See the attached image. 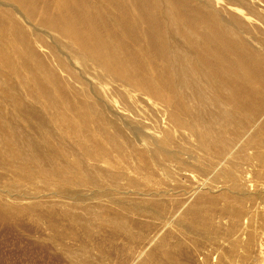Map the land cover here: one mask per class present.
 I'll return each instance as SVG.
<instances>
[{"label": "rangeland", "instance_id": "1", "mask_svg": "<svg viewBox=\"0 0 264 264\" xmlns=\"http://www.w3.org/2000/svg\"><path fill=\"white\" fill-rule=\"evenodd\" d=\"M61 1L0 0V136L5 141L0 142V210L4 217L0 219V264H264V192L258 189L250 199L222 190L231 185L246 193L247 185L242 184L250 182L239 176L247 168L250 178L264 184V99L249 100L255 106V109H248L251 118L239 121L230 117L229 125L220 127L222 149L215 151L214 157L205 156L218 162L227 153L224 158L232 163L206 164L209 165L208 172L202 181L211 191L207 188L200 194L193 191L196 186L193 177H183L182 172L172 177L174 182H170L169 193L165 194L167 188L157 183V175L150 171L148 176L140 174L138 177L134 173L136 163L141 169L146 165L144 158H148L152 170V161L162 162L163 156L153 154L141 158L134 152L130 154L131 148L127 149L128 144L124 143V139L129 141L125 131L117 132L120 127L116 122L111 125L104 122L105 118L114 121L116 118L109 107L111 100L103 94L98 83V80L107 83L109 94L118 87L125 92L112 80L117 77H114L115 61L112 72L107 75L98 64L105 59L100 38H105L113 48L126 50L127 55L133 54L132 66L138 64L139 69L144 70L141 74L147 76L169 73L172 64H167L165 54L154 49L157 40L165 39L172 50L179 52L175 55V65L184 64L186 78L183 77L191 85L185 86L184 92L178 86L171 89L165 84V97L163 102L160 100L163 106L157 109L166 115L180 114L178 117L185 123L195 124L189 112H192L193 102L194 105L200 102L206 121L202 139L212 148L217 133V111L207 90L211 84L220 90L224 85L218 74L211 71L219 66L213 60V53L225 51V42L236 43L252 53L260 50L264 43V0H74L77 7L73 11L79 19L86 21L90 14L97 20L98 33L101 32L100 38L88 42V52L92 54L88 59L83 57L85 52L77 47L73 36L70 38L57 24L52 25L42 18V12L47 8L50 17L61 19V25L71 24L73 21L67 20L72 18L73 11L65 9ZM17 8L25 17L19 15ZM191 10L194 15L190 14ZM201 18H211L215 28L200 21ZM229 46L232 52L239 53L237 47ZM79 53L82 58L77 60ZM194 56L197 61L200 59L198 63ZM128 63H131L129 59ZM39 66L54 70L60 82H55L47 73L38 72ZM75 69L78 73L72 74ZM45 82L51 94L41 92ZM194 91L207 95L195 102ZM92 96L98 101H101L98 97H103L107 103L93 100ZM124 96L128 97L123 93L121 98ZM260 97H264V82ZM149 114L152 116L151 112ZM167 122L166 119L165 124ZM165 124L161 122V125ZM256 131L261 145L254 149L248 145L242 149L245 138ZM194 139L181 136L177 144L173 143L176 147L166 152L165 159L192 162V156L199 150L197 143L193 144ZM227 169L232 172L229 177L224 173ZM88 170L92 171L90 177L96 183L91 182ZM140 190L143 195L138 193ZM150 191L157 194H147ZM209 196L216 197V207H200L203 201L207 206ZM96 197L106 200L112 219H106L99 210H95L94 215L81 210L85 203H93ZM74 205H79V210H75ZM163 212H168L167 221ZM74 214L88 218V222L93 218L91 221L98 225L97 228L89 226L91 221L84 226L80 224L83 222H75ZM198 216L215 217L208 221L214 226H199ZM245 217H251L252 225L246 231L249 237L254 236V240L246 245L234 244V237L229 238L232 225ZM120 219L124 221L121 223ZM85 226L92 231L90 234L85 235ZM75 233L77 236H73ZM82 244L88 254L77 251ZM70 251L81 255L79 261L73 263L70 260Z\"/></svg>", "mask_w": 264, "mask_h": 264}, {"label": "bare ground", "instance_id": "2", "mask_svg": "<svg viewBox=\"0 0 264 264\" xmlns=\"http://www.w3.org/2000/svg\"><path fill=\"white\" fill-rule=\"evenodd\" d=\"M34 1V0H33ZM151 1V0H150ZM137 2V1H136ZM139 2V1H138ZM135 3V2H134ZM143 3V2H142ZM141 3V4H142ZM33 4V3H31ZM61 4L65 6V9L67 7V9L69 10H74L75 4H74V0H62ZM144 4V3H143ZM146 4V3H145ZM153 4V3H152ZM152 10V6H150L149 4H147ZM50 6V4H49ZM137 6V5H136ZM44 7V6H43ZM56 7V6H55ZM47 8H45V10L42 12V18H45L47 20V22L51 23L52 25H58V27H60V29L62 30V32L67 33L70 35V38L73 36L75 38V43H77V47H81L82 51H84L85 53L83 54V57L85 59L90 58V56H92V54H90L89 51V47L87 46L89 43L88 42H92V41H96L97 38H100L101 35L100 33H98L97 28H96V24H97V20L91 16L90 14H88L87 19H85L86 21H82L79 19V17L77 16V13H74L73 11V15L72 18L70 20H66L69 21H73L71 24H67L65 23V25H61L60 21L61 19L56 17H50L49 11L46 10ZM51 9V8H50ZM139 9V8H138ZM157 9V8H156ZM43 10V9H42ZM54 10V9H53ZM51 10V11H53ZM60 10V9H58ZM62 10V9H61ZM78 10V9H77ZM19 11V15L22 17H25V15ZM41 11V10H40ZM57 11V9H56ZM141 12V11H140ZM162 12V10H161ZM55 13V11H54ZM64 13V11H63ZM88 13V12H87ZM169 13V12H168ZM188 13V12H187ZM192 13V10L190 12V14ZM38 14V13H37ZM41 14V13H40ZM152 14V13H151ZM162 14V13H161ZM200 14V13H198ZM68 14H66L67 16ZM141 15V14H140ZM178 15V14H177ZM194 15V14H191ZM207 15V14H206ZM40 16V15H39ZM63 16V14H62ZM86 16V15H85ZM160 16V15H159ZM184 16V14H183ZM196 16V15H195ZM162 17V16H161ZM165 17V15H164ZM180 17V16H179ZM194 17V16H193ZM199 18V15L197 16ZM151 18V17H150ZM181 18V17H180ZM197 18V19H198ZM39 19V18H38ZM194 19H196L194 17ZM200 19V18H199ZM155 20V19H154ZM204 21L205 24H207L210 28L214 29L215 25L213 23V21L211 20V18L209 19H205L204 18L200 21ZM198 21V20H197ZM42 22V21H41ZM158 22V21H157ZM182 22V21H181ZM180 22V23H181ZM166 23V22H165ZM184 23V22H182ZM199 23V22H198ZM201 23V22H200ZM202 24V23H201ZM160 25V24H159ZM158 25V26H159ZM170 24H167V26H169ZM182 25V24H181ZM179 26V25H178ZM183 26V25H182ZM207 26V28H208ZM52 27V26H50ZM54 27V26H53ZM181 27V26H180ZM166 29V28H165ZM178 29V28H177ZM181 29V28H179ZM163 30V28H162ZM182 30V29H181ZM217 30V29H216ZM155 31V30H154ZM161 31V30H160ZM180 31V30H178ZM205 31V30H204ZM162 32V31H161ZM181 32V31H180ZM184 32V31H183ZM182 32V33H183ZM167 33V32H166ZM194 32H192L193 35ZM205 33V32H204ZM62 34V33H61ZM189 35V32L187 33ZM216 34H218V32L216 31ZM155 35V34H153ZM166 35V34H165ZM185 35V33H184ZM199 35V34H198ZM215 35V34H214ZM100 36V37H99ZM104 36V35H103ZM202 36V35H201ZM151 37V36H150ZM153 37V36H152ZM186 37V36H185ZM195 37V36H194ZM212 37V35H211ZM160 38V36H159ZM206 38V37H205ZM214 38V37H213ZM102 40L101 46L103 48V52L105 59L103 60V62L101 61L100 64L103 67V71L106 73H111L112 72V63L116 64V74L114 75L117 76L115 78H112L113 82H117L121 88H123V90L125 92H122L119 87L115 89L114 91H111V94L108 93L107 90V83H104L103 81L101 82V80H98L99 82V86L102 87L100 89H102L103 94H107V97L111 100V105L109 104L110 109L113 110V113L115 115L116 120L114 121L112 118H105L104 122L107 125H111L114 122H116L119 125V129H117V132L120 133V131H125L127 138L129 139V141H126V139H124V143L128 146L130 149V154L132 155V152H134L137 155H140L141 158L145 157V155H160L163 156V158L161 159L162 162H157V161H152L153 163V167L151 170V166H150V161H147L148 158H144L147 159L146 160V165L143 166V169H141L140 167H138V163H136L135 167H134V173L137 174V176L139 177L140 174H144L142 176H148L150 174V171L157 175V183L163 185L164 187L167 188V191H165V194L169 193V189L168 187L170 186V182H172V177L173 176H177L179 173L183 172V177L192 179L191 177H193V183L196 185L193 187V191L195 192H199L206 188L211 191V189H209V187L205 186V183L202 181L203 177L207 174L206 172H208V167L209 165L206 166L207 163L210 164H217L219 162H223V164H229L232 163L229 159H225L224 156L226 157L225 153L222 156V160L218 161V162H213L211 161L208 157L205 156V154L209 155V156H213L214 157V153L215 151H218L220 149H222L223 147V139L220 133V127L223 126V124L229 125L230 123V117H233V119L239 120V121H245L250 117V113L248 111L249 108L251 109H255L254 105H251L249 103L250 99L253 98H257V99H261L263 100L264 97H260V94H262V85L264 82V43L262 44L261 48L259 51H253L252 52H248L247 48L243 49L240 48L236 43H228L225 42V45L227 47V49L222 51V52H214L213 53V60H216L218 65L216 68L212 69L211 71L218 74L220 80H222V83H224V85H222L221 90L220 88L215 89L214 86L215 85H210V88L213 89L212 92L209 91V86H208V95H210V100H212V102L215 104L216 107V111H217V121H216V125H217V133L213 139L212 142V148H209L206 143L203 141L202 139V128L205 124V118L202 115V111L201 108L199 107V103H197L196 105H194L193 102V106H191L192 112H189L191 115V117L194 118L195 124L193 123H185L183 121L182 118H179L178 116H174L173 114L170 115H166L164 113H162L161 111H159L157 108L158 106L160 107L163 106L162 103L160 102V100L162 101V99L165 97L163 94V88L166 84L167 88H173V86L175 88H177L176 86L180 87L179 90L184 91V87L185 86H190L191 82L188 81V79H184L183 76H185V66L182 62H179L175 65V63L177 62V57L175 55H177V50H172L171 46L169 47L168 42H166V40L162 39V40H157L156 45H154V49L156 50L157 53H161V54H165V59L167 60L166 63L167 64H172L171 68L169 70L168 74H161V75H154V76H147V75H143L141 74V70L143 69H139L138 64L136 66H132L134 64L135 61V56L133 54H126V50L123 51L122 49L119 48H113L108 42H106L104 39L105 38H100ZM154 39V37H153ZM152 39V40H153ZM156 39V36H155ZM188 39H190L188 37ZM193 39V38H191ZM190 39V40H191ZM197 39V37H196ZM199 39V38H198ZM197 39V40H198ZM204 39V37H203ZM242 39V38H241ZM240 39V40H241ZM187 40V39H186ZM243 40V39H242ZM189 41V40H188ZM187 41V42H188ZM194 41V40H193ZM192 41V42H193ZM207 41V40H206ZM154 42V41H153ZM199 42V41H198ZM219 42V41H218ZM74 43V40H73ZM200 43V42H199ZM209 43V42H208ZM223 43V42H222ZM229 44H232L233 46L237 47V49H239V53L238 52H232L231 48L229 46ZM122 45L124 46V44L122 43ZM197 45V43H196ZM200 45V44H199ZM203 46H205L204 44H202ZM75 46V45H74ZM195 46V45H194ZM210 46V45H209ZM64 47V46H63ZM125 47V46H124ZM191 47V46H190ZM202 47V46H201ZM179 47H177L178 49ZM206 48V46H205ZM212 48V47H210ZM223 48V46L221 47ZM195 49V48H194ZM199 49V48H198ZM209 49V48H208ZM78 50V49H77ZM186 50V49H185ZM192 50V49H191ZM196 50V49H195ZM192 50V51H195ZM242 50V51H241ZM257 50V49H256ZM80 51V50H79ZM133 51V50H132ZM182 51V50H181ZM191 51V52H192ZM209 51V50H208ZM211 51V50H210ZM54 52V51H53ZM52 52V54H53ZM75 52V51H74ZM188 52V51H186ZM190 52V53H191ZM78 53V52H77ZM189 53V54H190ZM193 53V52H192ZM195 53V52H194ZM188 54V56H189ZM54 55V54H53ZM184 55V54H183ZM194 55V54H193ZM55 56V55H54ZM75 56V55H74ZM185 56V55H184ZM183 56V57H184ZM197 56V53H196ZM56 57V56H55ZM59 57V56H58ZM68 57V56H67ZM77 57V55H76ZM192 57V56H190ZM199 58H201L200 56H198ZM69 58V57H68ZM82 56L79 53L78 55V59H81ZM195 60L196 57L194 56ZM66 59V58H63ZM76 59V58H75ZM128 59L130 60L131 63H128ZM184 59V58H183ZM207 59V58H205ZM61 61H65L60 59ZM74 60V59H73ZM202 60V59H201ZM204 60V59H203ZM148 62L150 60H147ZM194 61V60H193ZM192 61V62H193ZM197 61V60H196ZM200 61V59H199ZM197 61V63L199 62ZM205 61V60H204ZM68 62V61H65ZM171 62V63H170ZM184 62H188L187 60L184 59ZM187 63V67L189 68ZM205 64V62H204ZM208 64V63H207ZM213 64V63H212ZM36 65V64H35ZM203 65V64H202ZM37 66V65H36ZM114 66V65H113ZM198 67H200L202 69V66L197 65ZM115 67V66H114ZM205 67V65H204ZM203 67V68H204ZM38 68V67H36ZM40 68V69H39ZM39 70L38 72L41 73V71L45 74L47 73L48 75L51 76V79L53 78V80L55 82H60L59 81V76L58 74L55 73L54 70L52 69H48L45 66H39ZM95 68V67H94ZM146 68V67H145ZM207 68V67H206ZM37 69V70H38ZM87 69V68H86ZM162 70V69H161ZM207 70V69H206ZM209 70V68H208ZM152 71V70H151ZM37 72V73H38ZM159 72V71H158ZM73 73H78L77 70H72V74ZM144 73V70L143 72ZM150 73V72H149ZM167 73V72H166ZM39 74V73H38ZM40 75V74H39ZM167 75V77L163 78L162 76ZM215 75V74H214ZM46 76V75H45ZM206 76V75H204ZM211 76V75H210ZM59 77V78H58ZM85 77V76H84ZM207 77V76H206ZM209 77V76H208ZM216 77V76H215ZM37 78V77H36ZM89 78V77H88ZM91 78V77H90ZM98 78V77H97ZM186 78V76H185ZM213 78V77H212ZM45 79V78H44ZM111 79V78H110ZM202 79V78H200ZM208 79V78H207ZM217 79V78H216ZM203 80V79H202ZM90 81V80H88ZM203 82V81H202ZM214 82V81H213ZM90 83V82H89ZM110 83V82H109ZM201 83V82H199ZM220 84V82L218 83ZM89 85V84H88ZM114 85V84H112ZM95 86V85H93ZM92 86V88H93ZM197 86V85H196ZM221 86V85H220ZM96 87V86H95ZM115 87V86H114ZM200 87V86H199ZM204 87V86H203ZM207 87V86H206ZM217 87V86H216ZM224 87V89H223ZM191 88V87H190ZM94 89V88H93ZM198 89V88H196ZM200 89V88H199ZM168 90V89H167ZM170 91V90H169ZM198 91V90H197ZM201 91V90H200ZM41 92L44 93H50V89H48V87L46 86V82L45 84H43V87L41 89ZM185 92V91H184ZM93 93V92H92ZM94 93H96V91H94ZM127 94L128 97L126 98L125 96L123 98H121L122 94ZM180 93V92H179ZM183 93V92H182ZM101 93V95H103ZM171 94V93H170ZM206 94L204 92L198 94L197 92H193V96H194V100L196 101H201V97ZM87 95L89 97L90 94L87 91ZM172 95V94H171ZM170 95V96H171ZM187 95V93H186ZM190 95V94H188ZM199 97H198V96ZM207 95V94H206ZM106 96V95H105ZM93 97V96H92ZM167 97V96H166ZM178 97V96H177ZM189 97V96H188ZM53 98V97H52ZM176 98V97H175ZM186 98V97H185ZM99 100L101 101H105L107 103V101L103 98V97H98ZM108 99V100H109ZM56 100V99H55ZM93 100H97L96 98ZM54 101V99H53ZM59 101V100H58ZM98 101V100H97ZM98 101V102H101ZM165 101V100H164ZM175 101V99L173 100ZM179 101V100H178ZM182 101V100H181ZM96 102V101H95ZM109 102V101H108ZM163 102V101H162ZM121 103L123 105H121ZM181 103V102H180ZM172 104V103H171ZM176 104H178L176 102ZM182 104V103H181ZM100 105V104H99ZM169 105V104H168ZM180 105V104H179ZM183 105L185 106V104L183 103ZM190 105V104H189ZM202 105V104H201ZM247 105V106H246ZM117 106L115 109L113 107ZM167 106V103H166ZM171 106V105H170ZM169 106V107H170ZM175 106V105H174ZM260 106V105H259ZM168 107V106H167ZM157 109V110H156ZM174 110V109H173ZM121 111V112H120ZM186 111V110H185ZM258 111V110H257ZM149 112H151L152 116H149ZM188 112V111H187ZM162 113V115L160 116L159 114ZM258 113V112H257ZM98 117V116H97ZM96 117V118H97ZM94 118V117H91ZM82 119V118H81ZM167 119V124H165V120ZM96 120V119H95ZM85 121V119H84ZM163 121V123L165 124L164 126L161 125V122ZM97 122V121H96ZM103 122V123H104ZM111 122V123H110ZM86 123V122H85ZM100 123V122H99ZM262 123V121H261ZM189 125V126H188ZM194 125V126H193ZM261 125V124H260ZM98 126V125H97ZM110 128V127H109ZM111 129V128H110ZM113 129V128H112ZM104 132V131H103ZM7 135V134H6ZM253 135V136H252ZM181 136H185V137H194V141L193 144L196 142L197 143V148L199 149L198 151L195 152V155L192 156V162H188L186 160L183 161H177L175 159H168L166 160L164 157V155L166 154V152L169 149H174L176 146H174L177 141L180 139ZM7 137V136H6ZM110 138V137H109ZM113 138V137H112ZM9 141V137L7 138ZM122 141V140H121ZM0 142L3 144L5 141L1 140V136H0ZM10 143V142H9ZM123 143V144H124ZM262 141L261 138L258 137L257 131L255 134H250L248 135L243 144H242V149L247 147L248 145H251V147L254 148H258L261 145ZM173 144V145H172ZM10 145V144H9ZM261 149V147H260ZM250 150V149H248ZM252 150V149H251ZM232 154V152L230 153ZM229 154V155H230ZM249 154V151H248ZM253 155V154H252ZM125 156V155H124ZM135 156V155H134ZM241 156V154L239 155ZM123 157V156H121ZM132 157V156H131ZM138 157V156H137ZM136 157V161L137 160ZM190 156L188 155V158ZM245 157V156H244ZM126 158V157H125ZM130 158V157H129ZM128 158V159H129ZM139 158V157H138ZM225 160H224V159ZM246 159V158H245ZM120 160V159H119ZM130 161L132 159H129ZM128 160V161H129ZM142 160V159H141ZM248 161V159H246ZM134 161V160H132ZM131 161V162H132ZM244 161V159H243ZM250 161V160H249ZM198 166H195V164ZM229 162V163H228ZM141 163V162H139ZM144 163V161H143ZM222 164V163H221ZM140 165V164H139ZM244 165V164H243ZM218 166V165H217ZM216 166V167H217ZM225 166V165H224ZM226 167V166H225ZM224 167V168H225ZM229 168V167H228ZM221 169V168H220ZM216 170V169H215ZM228 170V169H227ZM230 170V169H229ZM227 171L224 172L229 176L232 175L231 171ZM159 173H158V172ZM222 171V170H221ZM225 171V170H224ZM92 171L88 170V176L91 180L92 183H96V181H94L91 177ZM217 173V172H216ZM248 174V175H247ZM210 175V174H209ZM250 172L247 169H245L243 171V173L239 176L241 179H245L244 181H249L250 184H246V182L244 184H242L244 187L247 185V188H245L247 190V192H241V189H235L234 187L230 186H222V190L223 191H227L229 194L234 193L236 195H240V196H246L247 198H252V195H255L259 190L261 189L264 192V184L258 183V181H256V179L250 178ZM141 177V176H140ZM226 177V176H225ZM133 178H137V177H133ZM219 178V177H218ZM248 178V179H247ZM180 179V177H179ZM185 179V178H184ZM188 179V180H189ZM207 179V178H205ZM223 179V178H221ZM237 179V178H236ZM136 180V179H134ZM216 180V179H215ZM227 180V179H225ZM238 180V179H237ZM137 181V180H136ZM241 181V180H240ZM174 182V181H173ZM178 182V181H177ZM184 182V181H183ZM182 182V183H183ZM238 182V181H237ZM260 182V181H259ZM204 183V184H203ZM210 183V182H208ZM213 183V182H212ZM215 183V182H214ZM174 184V183H173ZM176 184V183H175ZM185 184V182H184ZM189 184V183H188ZM190 185V184H189ZM210 185V184H209ZM241 185V186H242ZM263 185V186H262ZM188 186V185H187ZM208 186V185H207ZM219 186V185H218ZM180 187V186H179ZM214 188H216L214 186ZM165 189V188H164ZM163 189V190H164ZM172 189V188H171ZM218 189V188H216ZM207 190V191H208ZM215 190V189H214ZM258 190V191H257ZM260 190V191H261ZM141 191V190H140ZM218 191V190H217ZM214 191V192H217ZM261 191V192H262ZM172 192L175 193V190L172 189ZM171 192V193H172ZM204 192V191H203ZM202 192V193H203ZM231 192V193H230ZM260 192V193H261ZM140 195H143V191L138 192ZM161 193V191H160ZM188 194V192H186ZM219 193V192H218ZM217 193V194H218ZM259 193V194H260ZM145 194V193H144ZM147 194L153 195V194H157L155 192H148ZM192 194V193H191ZM195 194V193H194ZM193 194V195H194ZM208 195V194H206ZM264 195V194H263ZM14 196V195H13ZM160 196V195H159ZM174 196V195H173ZM192 196V195H191ZM225 196H229L227 193H225ZM258 196V195H256ZM219 197V196H218ZM237 197V196H236ZM235 197V198H236ZM260 197V196H259ZM263 197V196H262ZM160 198V197H159ZM170 198V197H169ZM208 198V197H207ZM240 198V197H238ZM254 198V197H253ZM224 199V198H223ZM231 199V198H230ZM229 199V200H230ZM234 199V198H233ZM1 200V199H0ZM73 200V199H72ZM78 200V199H77ZM226 200V199H225ZM197 201V200H196ZM78 202V201H77ZM83 201H79L78 203H81ZM217 200L216 197L213 198L209 196V200L206 202V205L204 204V201L201 203L200 207H209V208H213L215 206V204H217ZM233 203V201L231 202ZM239 203V202H238ZM3 204V203H2ZM69 204V203H68ZM75 204V203H74ZM198 204V203H197ZM229 204V203H228ZM181 205V204H180ZM192 205V204H191ZM3 206V205H2ZM71 207V206H70ZM75 210H79V205H74L73 206ZM166 207V206H165ZM216 207V206H215ZM243 207V206H242ZM1 208V207H0ZM178 208V207H177ZM198 208V206L196 207V209ZM3 209V208H2ZM110 208L107 207L106 205V200L102 199V197H96L95 201L92 203H85L82 207L81 210L85 213L89 214H95V210H99V212H103V214L106 216V219L108 218H113V217H109L111 216L110 213L108 212ZM221 209V208H220ZM242 209V208H241ZM167 210V208H166ZM178 210V209H177ZM170 211V210H169ZM224 211V210H223ZM100 212V213H101ZM113 213V212H111ZM168 212H163L162 216L164 218V220H166L167 217L166 214ZM225 213V212H224ZM238 213V212H237ZM2 214L3 212L0 210V219H4V217L2 218ZM99 214V213H98ZM97 214V216H98ZM178 214V213H177ZM197 214V212H196ZM236 214V213H235ZM83 216V215H82ZM86 216V215H85ZM114 216V215H113ZM170 216V215H169ZM228 216V215H227ZM72 217L74 218L75 222H83L80 223L82 226H84V224L86 222H88V218H83L80 217L79 215H72ZM103 217V216H102ZM253 217V216H252ZM97 218V217H96ZM198 225L199 226H207L208 224L211 225L214 223H210L208 221H213L214 218H206L204 216H198ZM232 218V217H231ZM242 218V217H241ZM93 219V218H92ZM91 219V220H92ZM99 219V217H98ZM110 219V220H111ZM87 220V221H86ZM90 220V221H91ZM100 220V219H99ZM98 220V221H99ZM102 220V219H101ZM100 220V221H101ZM168 220V219H167ZM166 220V221H167ZM235 220V219H234ZM89 221V222H90ZM124 219H120L119 222H123ZM203 221V222H202ZM88 222V223H89ZM111 222V221H110ZM120 223V226H121ZM195 224H197L195 222ZM194 224V225H195ZM227 224V223H226ZM193 225V224H191ZM232 225V224H231ZM252 225V221H251V217L247 218L245 217L244 219H242V221L238 224H233L232 225V231H230L231 233V237L229 238H233L232 241H234V244H241V245H246L249 243V241H253L254 240V236H250L249 237V232L246 231V229L248 228V226L250 227ZM89 226H91L92 228H97V226L94 225V223L91 221L89 223ZM90 227V228H91ZM196 227V226H195ZM253 227V226H252ZM84 231L86 232V234H90V229L87 228L86 226L83 227ZM191 229V228H190ZM93 230V229H92ZM255 232V231H254ZM220 233V232H219ZM255 234V233H254ZM61 236V233L59 234ZM65 237H67L66 235H64ZM73 236H77V234H73ZM221 236V235H220ZM218 236V240L221 241V237ZM256 237V236H255ZM75 238V237H74ZM225 238V237H224ZM72 239V237H71ZM230 240V239H229ZM74 247V246H73ZM71 248V247H70ZM221 248V247H220ZM219 250V249H218ZM79 253H87L86 250V246H83L82 244V248H79V250H77ZM222 252V251H221ZM77 253L76 251H70V260H73L72 262L75 263L77 261H79L81 255ZM217 258L220 257V253L217 252ZM222 255V253H221ZM228 255V254H226ZM97 258V257H96ZM229 258V257H228ZM75 259V260H74Z\"/></svg>", "mask_w": 264, "mask_h": 264}]
</instances>
